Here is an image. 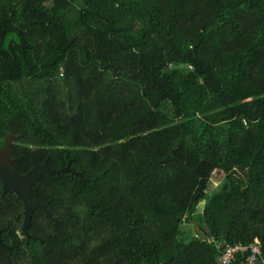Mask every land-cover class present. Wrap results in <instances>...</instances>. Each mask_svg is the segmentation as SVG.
Here are the masks:
<instances>
[{
    "label": "trees",
    "instance_id": "1",
    "mask_svg": "<svg viewBox=\"0 0 264 264\" xmlns=\"http://www.w3.org/2000/svg\"><path fill=\"white\" fill-rule=\"evenodd\" d=\"M8 135L17 173L80 176L38 178L50 214L30 239L0 181V264H219L253 241L264 257V0H0ZM157 165L187 188L182 215L140 194Z\"/></svg>",
    "mask_w": 264,
    "mask_h": 264
},
{
    "label": "water",
    "instance_id": "2",
    "mask_svg": "<svg viewBox=\"0 0 264 264\" xmlns=\"http://www.w3.org/2000/svg\"><path fill=\"white\" fill-rule=\"evenodd\" d=\"M13 140L11 135H8L4 139L2 148L0 149V181L2 187V196L8 192H13L23 202V224L21 226V232L30 239L31 236L28 233V228L31 225V217L34 211L40 210L45 212L49 216L47 210V204L38 203L33 197V187L36 181L42 174H56L63 172H72L78 176L80 174L71 168L70 162H67L66 166L57 170L48 166L47 162L41 164L35 163L32 168L25 174L17 173L13 168V160L9 157V146ZM0 244L2 241L0 239Z\"/></svg>",
    "mask_w": 264,
    "mask_h": 264
},
{
    "label": "rangeland",
    "instance_id": "3",
    "mask_svg": "<svg viewBox=\"0 0 264 264\" xmlns=\"http://www.w3.org/2000/svg\"><path fill=\"white\" fill-rule=\"evenodd\" d=\"M223 178V173L216 171L211 175L209 190L211 191ZM145 184L138 185L141 195L152 198L166 209H170L180 215L183 214L189 193L168 168L161 165L152 167L146 174ZM205 203L203 200L197 207V213H201Z\"/></svg>",
    "mask_w": 264,
    "mask_h": 264
},
{
    "label": "built area",
    "instance_id": "4",
    "mask_svg": "<svg viewBox=\"0 0 264 264\" xmlns=\"http://www.w3.org/2000/svg\"><path fill=\"white\" fill-rule=\"evenodd\" d=\"M217 260L219 264H264L261 247L256 241L225 246L220 250Z\"/></svg>",
    "mask_w": 264,
    "mask_h": 264
}]
</instances>
